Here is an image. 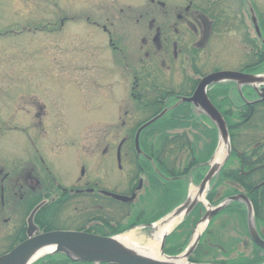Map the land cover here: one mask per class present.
Returning <instances> with one entry per match:
<instances>
[{
	"label": "rangeland",
	"instance_id": "374dc122",
	"mask_svg": "<svg viewBox=\"0 0 264 264\" xmlns=\"http://www.w3.org/2000/svg\"><path fill=\"white\" fill-rule=\"evenodd\" d=\"M140 1L0 0V165L9 167L8 164L13 160L28 157L34 161L41 156L51 173L48 175L41 168V182H50L52 175L67 178V175L75 173L74 167H77L76 161L80 157L96 156L97 152L103 150L114 152L118 140L124 135H136L145 124L155 118L157 119L151 124L160 119V115L149 119L152 111L145 107L151 100L148 98L147 88L153 76L147 74V78L146 73L140 71L137 45L135 41H131L134 38V21L127 19V7L142 9L144 4ZM147 21H141L139 26ZM102 26H106L110 36L103 32ZM233 33L225 42L224 46L227 48H223V54L226 56L221 58L219 64L236 57L234 59L238 68L244 62L246 51L243 47L245 44L238 41V37H243L244 32ZM250 37V53L255 57V51L260 50L264 55L261 42L254 34H250ZM109 38L117 51L110 46ZM212 52L213 57L219 55L215 48ZM135 75L140 79L139 86L145 88L140 93L148 98L146 101L143 97L139 104L129 96V88ZM161 82L162 79H159L156 84L160 85ZM121 98L125 99L119 103ZM248 99L246 98L249 102ZM242 102L240 97L239 103ZM256 115V111L253 112V118L249 114V119H245L249 122L247 125L254 122ZM236 122L238 120L235 119L234 123ZM206 125L205 130L210 129ZM144 130L137 138L139 151L135 142L133 143V151L137 153H145L140 149L141 133ZM195 131L201 140L199 143L204 138L209 141L207 133L204 137L203 129ZM248 137L249 135L244 136L243 140L253 146L257 144L258 139ZM130 144L127 141L125 148L123 147L128 154L126 164H122L127 183L135 175L128 165V158H131L128 157L129 152H133ZM223 150L225 154L226 149ZM179 159L184 163L190 160V152L186 150ZM230 162L228 167L235 169L237 159L231 158ZM194 171L182 177L187 183L185 200L191 188L197 189L201 182L193 180ZM206 171L207 167L204 176ZM109 176L117 179L116 167L108 170ZM216 179L214 178L215 181ZM144 183L146 186L133 207L152 211L154 207L147 208L149 197L146 194L149 187L146 180ZM212 185L215 182L210 183L206 195ZM62 186L67 187L65 182ZM229 186L234 188L228 181H220L216 197L231 192ZM167 207L168 204L162 206L160 211ZM45 209L47 207H41V220L45 227H71V206L56 210L57 214L54 212L51 215H47ZM203 214L204 212L200 216ZM229 217L228 214L219 217L220 224L225 222V226L223 229L218 228L217 238H222L226 250L235 251L229 254L231 259H238L241 255L251 256L250 240L241 232L247 231L245 225L242 226V218L238 222L236 216ZM147 225L149 224L139 225V228H132L131 231L135 232L136 238L147 240L153 234L152 229L145 227ZM240 226L241 230H237ZM192 235L187 245L191 243ZM218 259L225 257L219 255Z\"/></svg>",
	"mask_w": 264,
	"mask_h": 264
},
{
	"label": "flooded vegetation",
	"instance_id": "af4514ba",
	"mask_svg": "<svg viewBox=\"0 0 264 264\" xmlns=\"http://www.w3.org/2000/svg\"><path fill=\"white\" fill-rule=\"evenodd\" d=\"M140 2L144 4L142 9L127 7V19L134 21L135 29L132 31L134 38H131V41H135L137 45L140 71L145 72L147 78V74L153 76L147 88L148 98L151 100L150 103L144 104L146 110L152 111L149 119L158 115L161 118L172 114L168 117L167 125L182 127L188 126L187 123L194 120L191 124L193 127H185L188 134L186 139L193 140L197 132L194 126L200 128L212 123L202 112L194 109L192 104L182 102V99L190 98L194 94L202 78L218 72L264 75L262 70L264 55L257 50L254 57L250 53L252 47L248 43L252 39L250 34L252 36L254 34L263 45L264 0H141ZM144 20H148L147 23L139 26ZM102 30L110 36L106 26H102ZM236 31L244 32L243 37H238V41L245 44L243 45L246 49L244 62L237 68L234 59L236 57H231L229 61L226 59L227 62L219 64L221 58L224 59L226 56L223 54L225 53L223 48H227L224 46L225 42L230 34ZM108 42L111 46L112 39L109 38ZM112 47L117 51L114 45ZM213 48L219 53L216 57H213ZM236 52L235 50L234 53ZM159 79L163 82L157 85L156 81ZM139 81L140 79L135 75L129 88V96L137 104L141 103L143 97L148 100L145 94L140 93L145 88L139 86ZM226 85L229 86L228 101L226 92H220L216 97L211 93L215 86ZM251 87L242 86L239 90L234 82L226 81L209 87L206 93L209 101L221 114L224 112H221L222 110L236 111L240 97L243 100L241 109L252 108L253 111V107L263 103L264 98L260 99L258 95L262 94V87L259 86L258 93ZM246 98L250 99V103ZM124 99H119V103ZM222 104L224 107L221 108ZM245 114L246 119H249V114ZM135 136V134L124 135L120 138L114 152L103 150L97 152L96 156L80 157L76 161L77 167H74L76 171L73 175H67V178H62V175H52L53 179L51 178L50 182H41V168L51 175L50 168L46 167L41 156L34 161L28 157L13 160L8 164L9 167L0 165V257L27 239L48 229L49 226L45 227L44 221L41 220L43 206L47 207V210L45 209L47 215L54 212L57 214V211L63 207H72L69 213L72 215V225L68 229H55L60 231L108 237L112 231L124 226L131 218L136 222L137 213L143 208L133 205L146 186L144 183L146 179L141 175L142 169L138 164L147 161L153 165L156 158L152 157L153 153H137L133 150L129 152L128 157L131 158H128V165L135 175L128 183L126 182L127 177L122 164H126L128 154L124 146L127 141L134 143ZM158 138L159 136L148 137L150 140ZM163 138L172 139V136ZM263 150V142L252 145L253 153L249 155L246 170L243 163L238 164V161L235 169L255 179L257 171L264 167V162H259ZM115 167L118 171L117 179L108 177V170ZM263 171H259V174ZM159 176L166 181L171 180L170 177L161 174ZM62 180L67 187L62 186ZM263 182L254 189H259L257 187ZM112 195L128 198L133 196V199L123 202L114 199ZM255 231L264 241V227L255 226ZM241 232L250 240V248L252 245L256 246L251 241L249 229ZM257 248L264 254L263 249Z\"/></svg>",
	"mask_w": 264,
	"mask_h": 264
},
{
	"label": "trees",
	"instance_id": "16d2710c",
	"mask_svg": "<svg viewBox=\"0 0 264 264\" xmlns=\"http://www.w3.org/2000/svg\"><path fill=\"white\" fill-rule=\"evenodd\" d=\"M262 66H260V69ZM220 92L227 93L228 101L229 86H215L211 90V93L215 97L219 95ZM242 106L243 105H241V103H238V109L236 110L237 113L228 110L227 112H223V110L221 111L223 112L222 115L228 128L232 152L228 161L220 170L216 181H212L213 183L215 182V185H212V187L210 188L208 194L206 195V199L211 205L215 206L229 196L242 193L248 198L253 208L255 226L264 227V186L257 190L254 189L255 186L264 181V171L259 174V171L264 170V167L257 171V177H255V179H252L250 175H244L240 173L239 170L230 169L228 167L231 163L230 159L235 158L237 159L238 164L243 163L244 170H246L247 160L249 159V155H251L253 152L251 151V143H247L245 142V140H243L244 136L249 135L248 139L254 138L258 139L257 143H264V141H261V139L264 140V102L253 107V111L251 114L252 118L254 111H256L257 115L254 116V122L250 123L249 125H247L249 122L245 120V113H247L249 108H245L243 110L241 109ZM222 107H224L223 104L221 105V108ZM254 108H256V110H254ZM171 115L172 114H167L161 117L155 123L145 128V130L141 133L140 138L141 151L148 154L153 153L154 155L152 157L156 158V161L153 165L147 161H144L145 163L143 162L141 165L138 164L139 168L142 169L141 175L145 177L147 185L149 187L146 194V196L149 197L147 208L151 206L154 207V209L152 211L143 209L141 212L137 213L136 222H134L133 218H131V220L127 221L124 226H121L116 231H112L108 236L123 233L137 225L151 224L163 218L185 200L187 183L182 179V177L195 170L193 180H196V182H198L203 178V173L205 172L206 168L204 166H200V164L208 162L215 150V147L217 145V132L215 127L212 124H208L210 126V129L205 130L207 125H204L200 128H198V126H194L196 130L197 128L199 131L201 129L204 130V137L206 136V133L209 136V141H205L204 138L203 142L199 143L201 140L198 139L197 135L193 136V140L186 139L188 134L185 130V127H193L191 126V124L192 122H194V120H191L189 123H187L188 126L186 125L185 127L179 125L168 126V117H170ZM235 119L238 120V122L234 123ZM151 136H159V138L157 140L148 139V137L150 138ZM169 136H172V139L163 138ZM130 145L131 149L133 150V143H131ZM186 150L190 152L191 159L184 163L180 161L179 158H181V155H183ZM261 161L264 162V150L262 153H260L259 162ZM159 174L170 177L171 180L166 181L160 178ZM223 180L228 181L233 185L232 187L234 188H231V186H229V189L232 191L217 198L216 188L220 185V181ZM150 202H152V204ZM166 204H168V207L165 210L163 209L162 211H160V208L162 206H165ZM202 212L203 208L198 204L191 211V213L184 218L183 222L169 236L166 237L164 247L165 255L176 256L186 248L187 242L192 234L193 227L196 225ZM227 214L230 217L236 216V220L238 222L242 218V226L244 224L245 228H247L246 208L244 204L240 202H233L229 204L223 211L213 217V219L209 222L206 230L200 238L195 251L188 259L190 263H264V254L259 255L263 252L254 245L251 246V256L241 255L238 259L235 260L229 257V254L232 253V249L229 250L230 252L226 250L222 238H217L218 228L223 229L225 226V222L220 224L219 217L221 215ZM221 225H223V227ZM214 226H216V228ZM239 229L241 230V226L237 228V230ZM52 230L55 229L48 227V229H46L44 232H49ZM216 253H218V256L221 255L222 257H225V259H218ZM36 264L80 263L71 262L62 255H54L47 256L38 261Z\"/></svg>",
	"mask_w": 264,
	"mask_h": 264
},
{
	"label": "water",
	"instance_id": "95a60500",
	"mask_svg": "<svg viewBox=\"0 0 264 264\" xmlns=\"http://www.w3.org/2000/svg\"><path fill=\"white\" fill-rule=\"evenodd\" d=\"M264 45V40H263ZM234 82L238 87L241 86H252L254 90L258 93L256 87L263 86L261 91L262 94H258L260 99L264 98V77L253 76V75H244L236 72H218L210 74L204 78H202L194 92V94L190 98L182 99V102L190 103L193 107L203 114H205L210 121L215 126L218 133V142L217 147L214 151V154L210 158L209 162L206 165L208 167V171L205 176L201 180L198 185L199 194H203L207 191V188L214 177H216L230 156V142L228 136V130L226 123L222 117V115L215 109V107L208 100L206 95V89L212 85H216L222 82ZM157 118L151 120L144 126H142L135 138V147L137 151L138 149V136L139 133L149 126L153 121ZM221 142L225 145L226 152L224 154L223 160L220 165L212 166V161L214 160L217 153L220 151ZM264 182L261 183L257 188L262 187ZM112 197L116 200H120L123 202L131 201L133 196L121 197L117 195H112ZM231 202H242L247 211V220H248V229L251 241L259 248L264 250V241L260 239L257 235L254 228V220H253V210L251 203L248 198L243 194H238L235 196H231L223 200L219 205L212 207L206 200L205 194L203 201H189L187 198L181 205L175 208L172 212H170L163 219L159 220L155 224L145 226L150 229H154V225L158 223H163V221L171 216L178 215L182 213V216H187L197 204H200L204 210V215L199 219L193 235L196 231V228L199 224L205 223V227L202 232L197 237L196 243L191 245L188 244L187 248L183 253L178 256H166L164 254V246H165V238L172 232L171 229L169 232L164 234L161 238L159 244V255L160 259H152L150 257H146L140 253H135L133 251L126 250L122 245H120L116 238L122 236L124 234L114 236V237H100L90 234H84L79 232L72 231H51L41 233L37 236L31 237L26 241L22 242L18 246H16L9 253L0 257V264H33L39 258H42L47 255H62L66 259L71 262L76 263H91V264H171L168 261H172L174 259L179 258L180 256H184L186 264H212V263H189L188 258L192 255L195 248L198 245L200 237L205 230L208 223L211 219L221 212L229 203ZM179 224V223H178ZM139 228V227H137ZM51 249V252L46 253L42 256H38L35 258V255L41 250ZM35 258V259H34ZM165 259L161 260V259ZM264 264V263H263Z\"/></svg>",
	"mask_w": 264,
	"mask_h": 264
},
{
	"label": "bare ground",
	"instance_id": "6f19581e",
	"mask_svg": "<svg viewBox=\"0 0 264 264\" xmlns=\"http://www.w3.org/2000/svg\"><path fill=\"white\" fill-rule=\"evenodd\" d=\"M222 115V114H221ZM223 116V115H222ZM225 145L221 142L220 144V151L215 156L214 160L212 161V166H218L221 164L223 157H224V149ZM230 153L232 152L231 144H230ZM204 194H199L198 189L191 188L189 192L188 199L189 201H203ZM182 219V213L178 215H171L167 217L163 223H158L154 225L153 234L147 240L144 238H136L135 232L131 231L130 233H126L122 236L116 238V241L122 245L126 250L133 251L135 253H140L146 257H150L152 259H160L159 255V244L161 238L164 234L169 232L172 228H174L178 222ZM205 227V223H201L197 226L196 231L192 237L191 245L196 243L197 237L202 232L203 228ZM51 252V249L40 250L36 255L35 258L38 256H42L46 253ZM34 258V259H35ZM166 261L165 259H161ZM171 264H186L184 256H180L177 259L172 261H168Z\"/></svg>",
	"mask_w": 264,
	"mask_h": 264
}]
</instances>
